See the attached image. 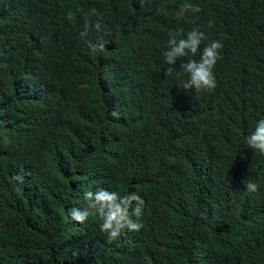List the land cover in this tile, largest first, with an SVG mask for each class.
<instances>
[{
    "label": "trees",
    "instance_id": "trees-1",
    "mask_svg": "<svg viewBox=\"0 0 264 264\" xmlns=\"http://www.w3.org/2000/svg\"><path fill=\"white\" fill-rule=\"evenodd\" d=\"M193 28L223 44L211 91L177 75L199 51L165 75ZM259 119L264 0H0V264H264ZM98 189L138 193L143 227L71 220Z\"/></svg>",
    "mask_w": 264,
    "mask_h": 264
},
{
    "label": "clouds",
    "instance_id": "clouds-1",
    "mask_svg": "<svg viewBox=\"0 0 264 264\" xmlns=\"http://www.w3.org/2000/svg\"><path fill=\"white\" fill-rule=\"evenodd\" d=\"M198 11L199 9L191 3H183L179 8L177 18L183 17L188 12ZM90 15H97L96 10L92 9ZM68 19H74L71 12L68 14ZM89 27L88 24L85 25L84 31L80 34L81 38L88 35ZM95 27L99 28L100 25L97 23ZM206 39L205 33L198 28H193L187 32L186 36L179 39L176 35L169 34L168 49L163 53L164 61L169 66L165 75H169L174 70L180 58L189 56V54L195 56L199 51L198 60L189 58L186 62L179 64L177 75L186 77L183 83L185 91H211L216 87L213 70L221 58L220 51L223 44L213 40L201 50V43ZM90 48L93 53L103 52L105 45L103 42L90 43ZM111 115L117 117L118 113L113 111ZM245 143L250 149L264 155V119L255 122L254 128L245 138ZM242 183L248 193L258 190V185L254 181H242ZM83 195L86 204L83 209H71L68 213L71 220L82 224L90 217H96L100 221V231L111 240L118 238L123 229L138 232L143 227L140 220L143 215L144 201L138 193L120 194L115 191L98 189L96 191L86 190Z\"/></svg>",
    "mask_w": 264,
    "mask_h": 264
}]
</instances>
